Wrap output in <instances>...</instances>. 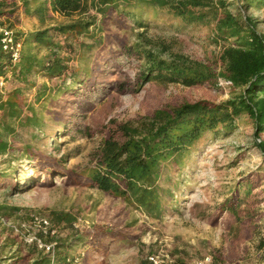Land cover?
<instances>
[{
  "label": "trees",
  "instance_id": "16d2710c",
  "mask_svg": "<svg viewBox=\"0 0 264 264\" xmlns=\"http://www.w3.org/2000/svg\"><path fill=\"white\" fill-rule=\"evenodd\" d=\"M17 2L41 26L29 32L14 31L22 41L16 62H12L0 44V79L11 85L6 94L0 91V159L6 162L0 169V186H18L12 178L16 172L12 163L17 158L10 154L17 150L20 156L34 162V174L25 186H49L62 177L67 185L98 189L159 219L166 210L165 197L168 195L173 200L171 186L176 185V181L166 187L160 185L161 180L171 181L163 171L166 168L180 171L204 137L235 132L237 120L245 116L253 125V144L264 157V34L257 31L256 20L249 14L250 10L264 8V0H0V18L11 16ZM88 5L94 13L86 18L51 23L55 14L70 17L86 12ZM162 14L183 26L207 25L212 21L213 42H224L217 59L211 63L195 60L172 51L161 40L148 37L147 31L162 19ZM109 21L119 25L129 21L138 30L132 43L113 35L121 55L140 61L133 77L111 79L110 67H105L99 76L88 65L74 68L67 64L74 58V43L79 35L92 38V43L79 41L83 55L103 44L102 27L96 24ZM47 22L51 24L46 25ZM37 77L44 81L37 84ZM221 78L230 80L231 88L236 90L223 101L202 98L160 105L136 125L115 119L103 124L89 122H93L90 116L99 104L116 101L117 95L136 94L147 83L217 87ZM32 89L35 90L33 103L25 97ZM46 110L64 136L102 134L94 166L87 174L65 167V158L45 155L30 144L15 146L18 128L42 127ZM256 184L247 177L235 185L217 205L212 222L216 223L223 211L238 220L241 195L249 198ZM16 211L19 208L0 205V213L7 218ZM58 219L65 220L70 227L75 222L69 214H60ZM107 232L120 238L129 236L117 229ZM75 238L83 241L82 237ZM54 240L53 258L34 245L26 250L18 247L10 253V239L6 237L2 241L0 233V264H74L67 259L74 256L72 249L77 243L61 237ZM11 241L15 243L16 237ZM260 242L264 246V236ZM175 262L191 264L181 258H175Z\"/></svg>",
  "mask_w": 264,
  "mask_h": 264
},
{
  "label": "rangeland",
  "instance_id": "374dc122",
  "mask_svg": "<svg viewBox=\"0 0 264 264\" xmlns=\"http://www.w3.org/2000/svg\"><path fill=\"white\" fill-rule=\"evenodd\" d=\"M87 7L86 12L70 17L55 14L51 23L86 18L94 13L89 5ZM249 14L256 20L257 31L264 34V8L250 10ZM161 17L147 31L148 37L161 40L172 51L195 60L211 63L217 59L224 42H213L212 21L207 25L183 26L167 14ZM0 22L11 26L14 31L22 32L33 31L41 26L36 17L25 13L20 2L13 7V14L0 18ZM51 23L47 22L46 25ZM99 24L96 26L102 27L103 44L90 54L83 55L79 51V41L92 43V38L79 35L74 43V58L67 64L74 68L88 65L99 76L105 67H110L112 72L108 77L111 79L133 77L140 67V61L136 57L121 55L114 44L113 35L124 37L132 43L138 30L133 29L129 21L122 25L114 21ZM94 33L98 32L94 30ZM80 76L83 78L84 74ZM36 81L40 84L44 80L37 77ZM10 88L7 82L3 93L6 94ZM34 91L32 89L26 93L27 102L33 103ZM235 92L233 88L220 85L186 87L150 82L136 94L117 95L116 101L99 104L91 113L93 122H89L91 125L95 122L103 124L115 119L131 121L136 125L140 118L149 115L160 105L202 98L220 102ZM34 105L39 108L37 103ZM44 117L45 125L40 128L19 127L15 146L30 144L45 155L65 158V167L87 174L94 166L102 134L97 133L94 137L80 134L64 136L47 110ZM237 125V130L227 135L204 137L180 171L173 168L163 171V175L170 177L171 181L161 180L160 185L166 187L174 181L176 185L171 186L173 200L165 195L166 210L159 219L149 217L136 206L98 189L67 185L62 177L56 178L54 184L49 186H25L34 174V162L20 156L17 150L10 154L17 158L12 163L16 167L12 178L18 186H0V205L19 208L12 216L15 220L27 221L32 213L48 217L61 238L77 243L72 249L78 259L74 264H148L146 257L152 253L168 255L174 260L181 258L191 264L206 254L212 256L210 264H264V246L260 242L264 236V157L253 144L250 119L242 116L237 120ZM5 166L6 162L0 159V169ZM247 177L257 183V187L249 198L241 195L243 200L238 220L223 211L217 222L213 223L217 205L233 191L235 185ZM60 214L74 217V224L70 227L65 220L60 222ZM110 229H117L129 236H112L107 232ZM0 233L2 241L9 237L10 253L18 247L27 249V245L11 233L3 230ZM14 237L16 242L11 243ZM75 237H82L83 241Z\"/></svg>",
  "mask_w": 264,
  "mask_h": 264
},
{
  "label": "built area",
  "instance_id": "2783aa9c",
  "mask_svg": "<svg viewBox=\"0 0 264 264\" xmlns=\"http://www.w3.org/2000/svg\"><path fill=\"white\" fill-rule=\"evenodd\" d=\"M0 44L4 51L9 53L12 62L19 60L22 48V41L16 37L14 30L9 28L6 24L0 23ZM6 81L0 79V91L3 93ZM218 85L222 87L231 88L232 83L228 79L221 78ZM9 232L19 238L25 245H34L43 253L52 255L55 247V240L60 237L58 229L52 226L48 217L40 213H32L26 221L15 220L12 217L7 218L0 213V231ZM148 264H180L168 255L149 254L147 257ZM73 263L77 262V257H69L67 259ZM212 256L209 254L193 264H210ZM54 264V263H52Z\"/></svg>",
  "mask_w": 264,
  "mask_h": 264
}]
</instances>
